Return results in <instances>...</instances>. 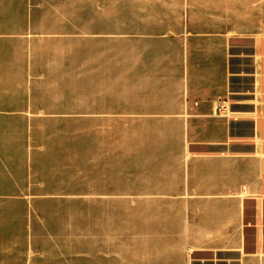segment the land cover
I'll return each mask as SVG.
<instances>
[{"label":"crops","instance_id":"crops-1","mask_svg":"<svg viewBox=\"0 0 264 264\" xmlns=\"http://www.w3.org/2000/svg\"><path fill=\"white\" fill-rule=\"evenodd\" d=\"M176 2L103 44L0 0V264H264V0Z\"/></svg>","mask_w":264,"mask_h":264},{"label":"rangeland","instance_id":"rangeland-1","mask_svg":"<svg viewBox=\"0 0 264 264\" xmlns=\"http://www.w3.org/2000/svg\"><path fill=\"white\" fill-rule=\"evenodd\" d=\"M30 3L40 13H61L66 20H53V22L66 23L71 29L85 27L88 35H94L98 29L97 32L102 33L103 44L109 43L111 28L119 29L120 34L125 32L126 15L129 12H162L167 15L163 22L170 28L180 27L179 14L184 13L185 10V5L176 0H30ZM203 16L193 14L188 26L195 29L211 27L213 21ZM182 24L184 26V20ZM215 26L223 27L220 24ZM231 38L242 39V36ZM235 47V51L242 50V45L236 44Z\"/></svg>","mask_w":264,"mask_h":264},{"label":"built area","instance_id":"built-area-1","mask_svg":"<svg viewBox=\"0 0 264 264\" xmlns=\"http://www.w3.org/2000/svg\"><path fill=\"white\" fill-rule=\"evenodd\" d=\"M229 113V109L225 105H219L215 108V115L216 116H221V117H227Z\"/></svg>","mask_w":264,"mask_h":264}]
</instances>
